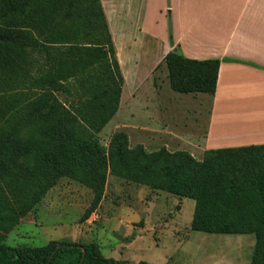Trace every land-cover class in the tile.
<instances>
[{
	"label": "trees",
	"instance_id": "obj_1",
	"mask_svg": "<svg viewBox=\"0 0 264 264\" xmlns=\"http://www.w3.org/2000/svg\"><path fill=\"white\" fill-rule=\"evenodd\" d=\"M175 50L164 58L170 90L213 96L220 60ZM122 86L100 0H0V264H123L95 243H5L62 178L90 190L94 209L108 176L191 200L192 232L254 235L251 264H264V145L208 150L201 161L131 149L122 132L103 147L98 135L118 112Z\"/></svg>",
	"mask_w": 264,
	"mask_h": 264
},
{
	"label": "rangeland",
	"instance_id": "obj_2",
	"mask_svg": "<svg viewBox=\"0 0 264 264\" xmlns=\"http://www.w3.org/2000/svg\"><path fill=\"white\" fill-rule=\"evenodd\" d=\"M100 1L123 78L118 112L98 135L100 144L106 147L112 134L122 132L128 136L131 149L140 145L149 153L162 148L173 153L190 149L196 138L199 142L205 139L211 126L213 97L180 95L169 88L164 58L179 47L173 23V49L168 42L171 14L163 5L166 0ZM212 1L200 0L198 6H209ZM205 13L203 9L198 12L201 17H207ZM201 24L213 27V23ZM203 151L205 147L194 155L196 161L202 160ZM92 200L90 190L62 178L7 235L6 245L95 243L104 259L123 264L252 262L254 235L191 231V200L112 176L107 177L99 206L91 209Z\"/></svg>",
	"mask_w": 264,
	"mask_h": 264
},
{
	"label": "crops",
	"instance_id": "obj_3",
	"mask_svg": "<svg viewBox=\"0 0 264 264\" xmlns=\"http://www.w3.org/2000/svg\"><path fill=\"white\" fill-rule=\"evenodd\" d=\"M163 5L171 14L181 54L192 60H220L208 133L200 142L189 139L190 149L175 152L186 151L194 158L202 147L204 154L264 145V0H213L203 8L200 0H166ZM201 9L207 17L198 14Z\"/></svg>",
	"mask_w": 264,
	"mask_h": 264
},
{
	"label": "water",
	"instance_id": "obj_4",
	"mask_svg": "<svg viewBox=\"0 0 264 264\" xmlns=\"http://www.w3.org/2000/svg\"><path fill=\"white\" fill-rule=\"evenodd\" d=\"M175 51H176V50L174 49V50H173V52H175ZM81 250H82V253H83V257H82V260H81V261H83V259H84V254H85V251H84V249H83V248H82Z\"/></svg>",
	"mask_w": 264,
	"mask_h": 264
}]
</instances>
